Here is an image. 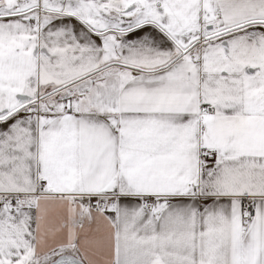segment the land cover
I'll return each mask as SVG.
<instances>
[{
    "label": "snow or ice",
    "instance_id": "6c2138e0",
    "mask_svg": "<svg viewBox=\"0 0 264 264\" xmlns=\"http://www.w3.org/2000/svg\"><path fill=\"white\" fill-rule=\"evenodd\" d=\"M0 264H264V0H0Z\"/></svg>",
    "mask_w": 264,
    "mask_h": 264
}]
</instances>
